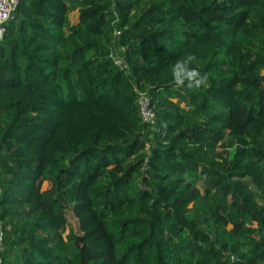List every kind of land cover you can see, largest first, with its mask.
Wrapping results in <instances>:
<instances>
[{
    "label": "trees",
    "instance_id": "trees-1",
    "mask_svg": "<svg viewBox=\"0 0 264 264\" xmlns=\"http://www.w3.org/2000/svg\"><path fill=\"white\" fill-rule=\"evenodd\" d=\"M0 232V264H264V0H18Z\"/></svg>",
    "mask_w": 264,
    "mask_h": 264
},
{
    "label": "built area",
    "instance_id": "built-area-1",
    "mask_svg": "<svg viewBox=\"0 0 264 264\" xmlns=\"http://www.w3.org/2000/svg\"><path fill=\"white\" fill-rule=\"evenodd\" d=\"M18 0H0V40L3 37L5 27L8 21L12 18V13L16 7ZM118 31L114 30L113 34ZM120 50H122L120 48ZM108 57L120 69L125 66L123 59L118 55L117 51L110 50ZM137 112L142 122H151L154 118L153 108L150 105V98L145 91L136 90ZM147 145H145V149ZM0 251H1V232H0Z\"/></svg>",
    "mask_w": 264,
    "mask_h": 264
},
{
    "label": "clouds",
    "instance_id": "clouds-1",
    "mask_svg": "<svg viewBox=\"0 0 264 264\" xmlns=\"http://www.w3.org/2000/svg\"><path fill=\"white\" fill-rule=\"evenodd\" d=\"M194 59V56L189 54L172 65L171 76L175 87L187 86L195 89L207 81V74L201 75L199 70L191 67Z\"/></svg>",
    "mask_w": 264,
    "mask_h": 264
},
{
    "label": "rangeland",
    "instance_id": "rangeland-1",
    "mask_svg": "<svg viewBox=\"0 0 264 264\" xmlns=\"http://www.w3.org/2000/svg\"><path fill=\"white\" fill-rule=\"evenodd\" d=\"M198 188H199V190L201 191V186L198 185ZM66 215H67V220H68V222L70 223L72 229H73L74 231H76V230H77L76 221L74 220V218H73L70 214H66Z\"/></svg>",
    "mask_w": 264,
    "mask_h": 264
}]
</instances>
